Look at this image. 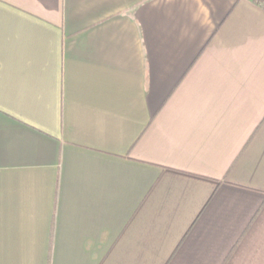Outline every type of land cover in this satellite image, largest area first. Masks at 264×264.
I'll list each match as a JSON object with an SVG mask.
<instances>
[{
    "label": "crops",
    "instance_id": "crops-1",
    "mask_svg": "<svg viewBox=\"0 0 264 264\" xmlns=\"http://www.w3.org/2000/svg\"><path fill=\"white\" fill-rule=\"evenodd\" d=\"M0 264H264V0H0Z\"/></svg>",
    "mask_w": 264,
    "mask_h": 264
}]
</instances>
